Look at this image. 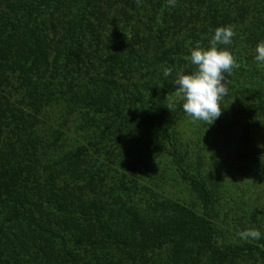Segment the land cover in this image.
Returning a JSON list of instances; mask_svg holds the SVG:
<instances>
[{
  "label": "trees",
  "instance_id": "obj_1",
  "mask_svg": "<svg viewBox=\"0 0 264 264\" xmlns=\"http://www.w3.org/2000/svg\"><path fill=\"white\" fill-rule=\"evenodd\" d=\"M236 2L227 0L221 11V3L213 0H182L176 15L169 19L168 37H183L194 21L202 22L205 31L215 18L221 21L218 27H225L228 16L249 31L243 22V9L234 7L233 11L229 7ZM150 3L141 0L138 6L131 0V17H141ZM93 4L109 9L112 0H94ZM40 5V1L27 4L11 0L0 19V264H56L57 258L61 264H87L86 251L79 247L85 243L98 252L90 256L93 264H264V237L251 243L218 246L216 234L221 225L213 218V192L191 170L187 149L183 148L182 154L170 140L172 151L166 167L159 165L157 155L140 156L136 149L142 146L151 153L146 141L166 131L169 123L164 120L173 110H168L170 101L180 113L181 100L173 101L178 88L175 80L181 69L184 74L195 71L189 57L175 55L167 62L165 68H171L172 73L163 80V88L149 89V85L139 106L141 111L134 106L122 111L120 120L113 119L104 131L96 120L84 127L74 121L73 133L83 128L80 139L72 141L75 149L58 153L55 161L50 159L54 153L51 147L60 146L67 133V121L49 112L73 102L70 87L57 84L55 77L50 81L51 90H38L43 83L50 84L47 76L52 45L42 22L44 11L37 7ZM19 30L26 32L22 39ZM192 38L196 41L193 47L197 42L205 47L208 42L207 38ZM243 41L244 47H249V32ZM130 45L136 46L134 42ZM141 51L145 52L144 44ZM141 65L140 58L139 69ZM250 76L244 80L249 89L241 93L260 95L262 88L254 80H262L261 75L255 71ZM20 88L28 101L20 95ZM228 96L221 103L230 105ZM231 120L225 118L224 128L232 126ZM168 174L195 189L200 214L168 204L162 194Z\"/></svg>",
  "mask_w": 264,
  "mask_h": 264
},
{
  "label": "rangeland",
  "instance_id": "obj_2",
  "mask_svg": "<svg viewBox=\"0 0 264 264\" xmlns=\"http://www.w3.org/2000/svg\"><path fill=\"white\" fill-rule=\"evenodd\" d=\"M22 1L27 4L41 2L37 7L44 11L42 22L52 41L48 83L55 77L57 84H67L71 89L69 99L73 104L76 102L74 107L73 104L62 105L63 109L49 112L67 121V133L59 143L60 146L51 147L54 153L50 159L53 161L63 154L62 151L75 149L72 141L80 139L83 128L73 133L74 121L84 127L96 120L97 123L100 122L98 128L103 126L104 131L113 119H119L122 111L131 110L132 106L141 111L139 106L146 99L144 94L148 93L146 89L149 85V89H158L164 85L163 80L169 77L164 75L167 62L175 55L190 57L196 43L193 36L207 38L205 47L199 44L207 50L214 35L212 29H216L221 22L215 18L205 31L202 22L194 21L187 26L183 37L179 34L168 37L166 27H170L169 19L176 15L174 11L181 7L182 0H175L174 7L169 6L168 0H151L137 19L131 17L128 9L131 7H128L131 0H112L109 9L103 4L95 6L94 0ZM8 2L11 0H0V19L7 13ZM213 2L221 3V11L228 5L227 0ZM229 7L233 11L237 7L243 9V22L249 28L247 31L242 23L235 24L232 17L228 16L224 26L231 25L235 36L230 45H218L219 48L230 51L239 64L230 76L225 74L230 105L220 101L222 116L208 125L204 121H193L184 112L183 101L175 95L174 102L181 100L178 107L180 113L175 111V105L165 117L164 122L169 123L166 131H159V134L148 137L146 142L150 145L151 153L145 147L144 150L142 146L136 148L140 156L157 155L160 158L157 162L163 167L168 166L167 160L172 151L168 146L170 140L176 143L177 149L181 148V153L183 148L187 149L192 160L188 162L191 170L197 172L213 192V218L221 225L216 234L220 247L256 241L241 240L238 237L239 232L248 229H257L261 237H264V62L255 59L256 46L264 41V0H237ZM201 8H205V4ZM99 12L104 13V17ZM247 32L251 34V42L245 48L243 40ZM25 33L24 30H19L21 39ZM122 34L124 36L120 38ZM208 34L209 36H204ZM132 42L136 46H131ZM143 44L145 52L141 51ZM128 56L135 62H131ZM140 58L142 69L137 66ZM160 71L162 74L158 79ZM255 71L261 75L259 78L262 80H254L262 88L261 94L256 96L251 92L250 95L245 91L244 95L241 91L249 89L248 85H244V80L251 78V73ZM51 86L52 82L48 86L43 83L38 90H49ZM20 89V95L28 101L24 90ZM167 92L171 94L169 90ZM141 94L143 96L136 101L135 97ZM236 110L243 111L244 115L235 114L238 112ZM225 118L227 121L232 119L230 128H224ZM98 128L94 131L97 132ZM63 130L65 133L64 128ZM127 131L129 132L128 128ZM134 131L135 134L138 133ZM139 131L143 132L142 129ZM141 139L143 140V135ZM130 157V160H136ZM130 160L127 158V161L131 162ZM164 181L166 187L164 186L162 194L168 198V204H178L200 214V202L190 184L176 175L172 179L169 174ZM79 247L81 251H86L87 258L84 262L93 264L90 256L98 255V252L86 243L85 247ZM124 254L131 256V253ZM162 258L159 255V259ZM56 264H61L59 258Z\"/></svg>",
  "mask_w": 264,
  "mask_h": 264
},
{
  "label": "clouds",
  "instance_id": "obj_3",
  "mask_svg": "<svg viewBox=\"0 0 264 264\" xmlns=\"http://www.w3.org/2000/svg\"><path fill=\"white\" fill-rule=\"evenodd\" d=\"M136 2L139 6L141 0ZM168 2L169 6H175V0H168ZM234 36L235 32L231 25L217 27L207 50L200 47L198 42L197 46L191 50L189 59L195 66V71L184 74L181 69L177 73L175 84L178 88L175 95L183 101V110L193 121L200 120L211 125L222 114L223 108L220 107V101L228 92L225 74L230 76L239 64L230 51L221 49L218 45H230ZM256 53V61L264 62V41L257 44ZM171 73V68L164 69L165 76ZM172 108L174 103L170 101L168 110ZM237 235L241 240L261 238V233L257 229L244 230Z\"/></svg>",
  "mask_w": 264,
  "mask_h": 264
}]
</instances>
